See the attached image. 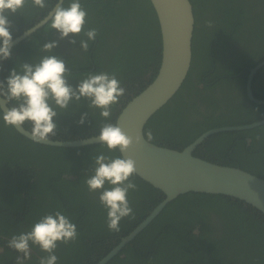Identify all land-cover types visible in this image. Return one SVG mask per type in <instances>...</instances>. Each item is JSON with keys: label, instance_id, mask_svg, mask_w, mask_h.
<instances>
[{"label": "trees", "instance_id": "1", "mask_svg": "<svg viewBox=\"0 0 264 264\" xmlns=\"http://www.w3.org/2000/svg\"><path fill=\"white\" fill-rule=\"evenodd\" d=\"M56 1L46 0L47 6L40 9L29 0L21 12L7 14L12 37L40 20ZM190 2L194 30L189 70L178 91L149 118L143 130L144 134L152 131L154 138L150 142L175 150H182L210 129L264 119V104H255L247 98L244 78L246 71L264 60V46L257 55L247 53L232 60L224 58L229 51L226 42H264V0ZM69 3L70 0H64L65 6ZM80 3L88 13L85 30L97 29V36L89 42L86 52L80 50L79 45L80 38L86 39L83 32L80 38L73 37L77 41L74 50L63 53L55 47L51 53L41 51L44 43L54 41V30L47 23L13 47L9 59L0 60V81L5 80L11 69L19 70L21 64L35 63L43 55L63 58L71 72L68 83L73 85L88 73H115L125 91L135 93L119 108L112 109L111 122H106L113 123L126 103L156 75L161 59L157 17L149 0H80ZM130 19L134 21L132 31H128ZM209 21L211 26H208ZM217 68L221 72L215 76L212 72ZM260 72H264V65L257 71ZM192 79L195 82L192 83ZM236 80L240 93L235 101H225V94L219 100L209 97L214 88L223 91ZM252 93L255 98L264 99L254 87ZM87 104L83 99L80 106H70L54 120L60 117L66 120L65 125L77 126L80 138L98 135L105 122L97 123L95 132L88 134V118L92 124L97 122L91 113L83 124L77 123ZM2 115L0 110V117ZM24 127L31 131L29 122H25ZM100 152L120 156L118 150L109 151L100 143L72 148L42 145L25 138L13 126H6L0 118V213L6 221L21 227L18 232L0 227L3 248L0 264H15L18 253L7 246V241L21 233L23 227L33 225L30 221L24 224L21 216L39 209L34 206V198H49L47 209L62 211L76 224L78 239L69 242L73 249L66 257L70 264L98 262L163 200L162 192L134 175L130 179L136 183L137 190H130L128 199L135 218H123L120 231H110L99 193L90 192L85 184L94 168L93 159ZM193 156L264 179V125L213 134L195 148ZM73 177L75 179H68ZM80 214L83 217L79 219ZM61 245L67 247L68 244ZM57 257L58 263L59 251ZM107 264H264V215L235 198L183 194L168 203Z\"/></svg>", "mask_w": 264, "mask_h": 264}, {"label": "clouds", "instance_id": "2", "mask_svg": "<svg viewBox=\"0 0 264 264\" xmlns=\"http://www.w3.org/2000/svg\"><path fill=\"white\" fill-rule=\"evenodd\" d=\"M29 0H0V60L9 59L13 37L10 32L11 21L7 14L21 12ZM31 4L44 9L46 0H31ZM50 27L59 33V38H68L69 34L78 36L83 32L86 39H79L80 50L86 52L89 42L94 41L97 29L85 30L86 9L80 0H70L65 6L58 0L50 11ZM211 26V21L207 22ZM75 44L76 39H69ZM57 47V41L46 42L41 51L51 53ZM71 76L66 61L57 55H43L35 63L21 64L19 70L13 68L5 80L0 81V98L11 103L2 117L6 126L22 128L25 122L31 125L30 138L36 142H48L57 135L58 113L67 110L70 103L79 104L82 98L87 100L89 109H99L105 121L111 117L112 109L125 94V88L115 73H88L73 87L68 83ZM88 113H82L79 124L85 122ZM146 141H151L153 133L148 130ZM109 151L126 152L134 143L140 142V136L126 134L117 123H103L96 138ZM92 174L85 180L90 192H98V199L106 209V222L110 231H120V221L135 214L128 199L130 190H137L136 183L130 179L136 174V162L132 158L108 156L100 152L93 159ZM109 187H105V185ZM78 239L77 226L62 211L45 214L26 232L12 235L7 246L18 253L15 264H25L31 258V246H38L47 255L39 259V264H57L55 254L58 243L68 244Z\"/></svg>", "mask_w": 264, "mask_h": 264}, {"label": "water", "instance_id": "3", "mask_svg": "<svg viewBox=\"0 0 264 264\" xmlns=\"http://www.w3.org/2000/svg\"><path fill=\"white\" fill-rule=\"evenodd\" d=\"M52 8L31 27L13 38L12 48L32 36L49 23ZM64 2V0H63ZM157 17L161 38V59L154 79L120 110L115 123L128 135L140 136L122 158L136 162V176L158 189L164 195L150 213L95 264H107L121 249L143 231L178 196L187 193L222 195L244 202L264 215V179L235 167L214 164L193 156L195 148L209 136L227 131H244L264 125V119L240 126H223L202 133L182 150L156 145L146 141L144 126L149 118L161 109L178 91L191 63V45L194 30V15L190 0H149ZM264 65V60L249 71L246 90L255 104L263 105L264 99L252 95L253 75ZM9 107L0 98L2 113ZM25 138L30 130L24 126L14 127ZM95 136L74 140H55L39 144L54 147H82L99 144Z\"/></svg>", "mask_w": 264, "mask_h": 264}, {"label": "flooded vegetation", "instance_id": "4", "mask_svg": "<svg viewBox=\"0 0 264 264\" xmlns=\"http://www.w3.org/2000/svg\"><path fill=\"white\" fill-rule=\"evenodd\" d=\"M133 27H134V21H133V19H130V21L128 23V31H132ZM53 30H54L53 40L57 41V48L59 49V51L61 50L60 52L65 53L66 51L69 52L70 49L74 50V44H70L68 42L69 39H73L74 36L72 34H69L68 38L59 39V33L55 29H53ZM226 44H227V47L229 49L227 54L224 55V58L226 60H227V58L232 60L234 58L242 56V54H247V53H250L251 55H257L260 52V47L264 46V42H243V41L240 42V41H237V42H226ZM249 71H250V69L245 72V77L244 78L246 80V85H247V80L249 78L248 77L249 76ZM220 72H221V70L217 68V70L213 71L212 74L216 76ZM147 76L149 77V74H147ZM230 80H233V78H230ZM253 80H254V86H251V90H252V87H254L255 92L257 94L264 95V72H260V73L256 72L253 75L252 81ZM193 82H195L194 79H192V83ZM70 85H72L73 87L76 86V85H73V84H70ZM238 92L240 93V88H238V81L236 80V81H232L227 86H225L223 91H220L219 89H215L214 88V90L209 92L208 95H209V97L211 99H218L219 100L220 97L225 94V101L229 100V99L235 101V99L237 98ZM134 93L135 92L132 91V90H126L125 94L122 96V98L119 100V102L113 106V108H115V107L119 108L120 104L126 102L131 96H133ZM245 94H246L247 98H249L246 88H245ZM252 95H253V93H252ZM254 98H255V96H254ZM83 99L84 98L81 99L79 104L70 103L68 105V108L70 106H73V107L80 106ZM85 101H87V100H85ZM65 111L60 112L59 114L64 113ZM99 111H100L99 109H92L91 112H90L89 108L85 109V113H88V115H89V113H91L92 116H93V119L95 121H97L94 124H92L90 118H88V126H87V130H88L87 133L88 134H91V133L95 132V130L97 128V126H96L97 123L106 122L105 119L100 116ZM113 113L114 112L112 111V114ZM111 118L112 117L108 118L107 121L111 122ZM56 121L58 122L57 130H56L57 135L54 138L68 139V140L72 139V140H74V139H79L81 137V134L78 133L80 131L77 128V126L65 125L66 120L61 119L60 117H58V119ZM68 179H75V178L73 177V178H68ZM48 199L49 198H34V206L36 208H39V209L36 210L34 213L27 214L26 216L22 215L21 216V220L25 221L24 224H26L29 221L34 224L43 215L52 213L49 209L46 208V200H48ZM82 217H83V214H80L79 215V219L82 218ZM24 224L22 226H24ZM0 227L3 228V229H8L10 231H14V232H18L20 230V228H21L19 225H15L12 222L6 221V219L3 217V215L1 213H0ZM31 227L30 228L29 227H23L21 229V232L22 231L23 232L29 231L31 229ZM194 231L197 232V228L194 229ZM1 238H3V237L1 236ZM61 244H63V243H59L57 249L55 250V254L57 255L58 251H59L60 252V256H61V258H60V260H59V262L57 264H70V261H67L66 257L69 256V254L72 251L73 247L71 245H69V243H68L67 247H65V246H63ZM63 252H65V253L63 254ZM1 253H3V248L0 246V254ZM45 255H47V253L41 251L38 246H31V258L29 260H27L25 262V264H27L28 262H36V264H39V259L41 257L45 256ZM33 256L35 257V259H32ZM78 261L85 263L82 259H79ZM85 264H88V262L85 263Z\"/></svg>", "mask_w": 264, "mask_h": 264}]
</instances>
